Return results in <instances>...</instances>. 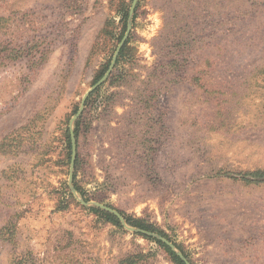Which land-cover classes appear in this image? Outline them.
<instances>
[{
  "label": "rangeland",
  "instance_id": "374dc122",
  "mask_svg": "<svg viewBox=\"0 0 264 264\" xmlns=\"http://www.w3.org/2000/svg\"><path fill=\"white\" fill-rule=\"evenodd\" d=\"M133 1L0 0V264H264V0H138L70 180Z\"/></svg>",
  "mask_w": 264,
  "mask_h": 264
},
{
  "label": "water",
  "instance_id": "95a60500",
  "mask_svg": "<svg viewBox=\"0 0 264 264\" xmlns=\"http://www.w3.org/2000/svg\"><path fill=\"white\" fill-rule=\"evenodd\" d=\"M138 0H134L133 1V4H132V7L130 9V16H129V19L131 20V17L133 16L134 14V11H135V7H136V4H137ZM131 29H132V26H131V23L129 21V24H128V27H127V30H126V33L122 39V41L120 42L116 52H115V55H114V59L107 71V73L96 83L94 84L90 90L84 95L83 99H82V103H81V106L78 110V112L74 115V117L72 118L71 120V123H70V136H71V142H72V158H71V175H70V180L72 181L73 180V171H74V166H75V160H76V137H75V131H74V123L81 117L83 111H84V108H85V104H86V101L88 100L89 96L94 92L96 91L100 86H102L106 80L109 78V76L111 75L113 69H114V66H115V63H116V60H117V57L122 49V47L124 46L125 42L127 41L129 35H130V32H131ZM73 191L75 192V194H77V191L73 188ZM80 202L84 205H90L91 203H87L85 202L83 199H80ZM93 205L97 206L98 208L106 211V212H109L111 214H113L114 216H116L118 218V220L120 221V223L129 231L131 232H134V233H139V234H143V235H146V236H150V237H154V238H157L159 239L160 241H162L163 243H165L166 245H168L179 257L180 259L185 263V264H190V262L187 260V258L181 253L179 252L175 246L173 244H171L167 239L161 237V236H158V235H155L147 230H143V229H138V228H132L130 227L127 223H126V220L125 218L122 216V214L117 211V210H114L108 206H105V205H102V204H99V203H92Z\"/></svg>",
  "mask_w": 264,
  "mask_h": 264
},
{
  "label": "trees",
  "instance_id": "16d2710c",
  "mask_svg": "<svg viewBox=\"0 0 264 264\" xmlns=\"http://www.w3.org/2000/svg\"><path fill=\"white\" fill-rule=\"evenodd\" d=\"M129 7L130 6H127V3L124 2L122 4V7L120 9V12H121V16H122V20H123V26H122V33H121V36L124 35L125 31H126V28H127V20H128V17H129ZM135 15L134 14V18H135ZM124 48L125 46L122 48V50L120 51V57H124L125 55V51H124ZM102 77V74L101 76L99 77V79ZM75 135H76V138H79V121L76 123V128H75ZM67 144H68V148L69 150H71V138H70V134L69 132H67ZM71 155V154H70ZM70 158V157H69ZM76 162H77V159H76ZM252 177H262V175H264L263 172H253V173H250L248 174ZM246 177V176H244ZM248 181V180H247ZM78 191H80L83 196H85L83 190L81 188H77ZM87 199V198H86ZM88 200V199H87ZM91 211H93L95 214L101 216V217H104L109 223L115 225V226H118L120 227L121 224H120V221L118 220V218L116 216H114L113 214H110L108 212H105V211H102L101 209H98V208H92ZM123 216L124 218L126 219L127 223L130 225V226H133V227H138V228H141V229H145V230H150V231H158L160 234L164 235L166 237V234L164 232H162L161 230H157L156 228H154L152 225H147L145 224L142 220L140 219H134V218H130L128 217L125 213H123L122 211H119ZM157 243L162 247L164 248V250L169 254L171 260L175 263V264H185L168 246H166L164 243H162L161 241H158L157 240Z\"/></svg>",
  "mask_w": 264,
  "mask_h": 264
}]
</instances>
